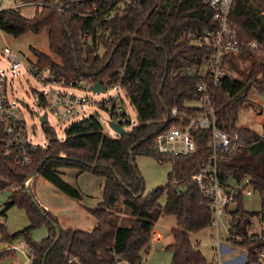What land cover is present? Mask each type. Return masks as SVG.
Instances as JSON below:
<instances>
[{
    "label": "trees",
    "instance_id": "obj_1",
    "mask_svg": "<svg viewBox=\"0 0 264 264\" xmlns=\"http://www.w3.org/2000/svg\"><path fill=\"white\" fill-rule=\"evenodd\" d=\"M41 1L43 9L32 20L25 19L18 8L0 10V30L20 38L47 29L50 55L35 53L38 64L51 67L68 82L83 77L92 86L97 82L106 87L119 86L135 108L139 124L123 137L112 139L105 135L98 116L93 115L68 128L64 141L54 128L44 125L49 145L31 151L33 164L27 167L15 164V154H6L5 136L0 133V193L12 184L19 186L11 193V202L0 211V219L18 206L25 210L30 221L29 228L11 237L5 235L0 242L23 238L33 252L31 264L43 263L57 234L44 218L46 215L52 219L51 216L29 196L31 190L25 186V180L39 169L38 175L59 192L82 202V193L66 182L60 172L72 169L105 179L102 203L86 208L98 220V226L91 233L59 227L61 238L46 264H65V251L78 256L84 264H109L113 249L131 264H140L155 222L171 215L177 217L178 226L172 231L174 242L168 247L174 254L172 264H208L193 247L190 236L210 227L212 212L209 199L191 176L212 162L211 133L194 128L192 135L197 148L187 157L161 158L155 139L179 124L168 118L172 109L190 116L205 112L191 105L202 96L198 87L206 77L200 76L199 68L207 49L191 44L188 36L210 27L211 12L192 0H133L131 4L123 0H61L62 11L46 0ZM232 22L239 29L240 41L255 43L257 48L242 49L238 57L230 60V67L242 80L230 77L217 88L208 86L217 127L231 137L230 146L217 152L219 178L225 186L230 181L239 183L249 178L261 199L260 212L249 213L243 208V195L239 194L234 209L229 211L228 242L234 249H244L248 262L254 263L259 253L264 252V229L261 234L251 233L254 219L264 228V138L238 128L237 124L244 95L253 87L264 91V4L240 2L232 12ZM102 50L104 55L100 53ZM53 57L60 63L53 61ZM242 58L250 62L247 71H242L238 64ZM105 76L107 82L103 80ZM138 155L155 156L160 162L172 164L168 184L147 196L135 165ZM185 187L186 190H180ZM164 194L166 204L161 207L159 201ZM119 205L130 211L132 226L115 224L114 211ZM42 225H47L49 236L35 243L31 232ZM0 228L5 233L1 223Z\"/></svg>",
    "mask_w": 264,
    "mask_h": 264
},
{
    "label": "built area",
    "instance_id": "obj_2",
    "mask_svg": "<svg viewBox=\"0 0 264 264\" xmlns=\"http://www.w3.org/2000/svg\"><path fill=\"white\" fill-rule=\"evenodd\" d=\"M8 1L0 0V9ZM242 1L264 4V0H202V4L211 12V25L200 34H190L188 38L194 46L207 49L203 63L199 68L202 71L200 76L206 77L205 81L198 87V91L202 93V96L199 101L194 103L195 106L194 104L191 105L205 110V112L197 116H190L182 113L177 108L172 109L168 118L178 121L179 124L173 125L155 139L156 151L161 158L187 157L193 154L197 148L192 130L194 128L205 129L211 133L209 141L214 150L212 162L202 167L197 173L192 174L191 180L199 187L201 193L209 199L212 212L209 228L216 229V236L212 238L213 245L216 247V264H239L238 261L243 256H245V259L242 264H264V252L259 253L254 263L248 262L249 256L246 252L233 261L223 262V255L230 250L224 244V239L221 236L222 220L228 218L230 225L229 211L235 206L237 196L239 194L243 197L252 196L253 186L249 178L239 183L230 181L226 186L222 184L219 178L217 152L226 150L230 146L231 137L227 132L217 127L215 105L208 86L212 85L217 88L221 86L225 79L236 78L237 73L230 67V60L238 57L242 49L256 46L255 43L250 44L240 41L239 29L232 22V12ZM125 2L131 4L133 0H123V3ZM0 55L9 61L10 66L8 70L0 73V133L5 136L3 145L6 154L16 155L15 164L17 166L27 167L33 164L31 151L38 147L46 149L49 145L48 139L47 145L43 147L32 143L28 137V125L22 113V109L28 108V105L23 101L15 100L14 79L19 78L21 74L29 75L40 87V90H34L32 99L37 107V112L34 114L40 119L42 128L45 125L42 122L45 114L48 117L46 125L50 126L49 117L51 115L59 122L80 117L84 120L92 116H88L85 110L86 107L95 104V107L99 109L105 108L104 101L93 102L90 98L77 93L87 85L83 77L68 82L66 79L59 77L51 67L40 66L36 60L33 63L25 60L20 54L8 47L0 49ZM9 76L15 78L10 79ZM106 88L108 89V87ZM107 102L110 105V109L107 110L110 116V127L113 123L126 130L132 123V117L121 93L110 97ZM115 133L120 138L119 134ZM0 223L2 225L4 220L0 219ZM0 234H2V228H0ZM229 236L228 230L227 238ZM3 245L6 250H10L15 254L18 262L19 259L14 250L22 251L28 258V263L31 264L33 252L28 245L23 242H20L21 246L17 247L12 246L10 242ZM1 251L3 250L0 249ZM64 256L65 264H84L78 256L68 251L64 252ZM111 256L112 262L109 264H131L114 249Z\"/></svg>",
    "mask_w": 264,
    "mask_h": 264
},
{
    "label": "rangeland",
    "instance_id": "obj_3",
    "mask_svg": "<svg viewBox=\"0 0 264 264\" xmlns=\"http://www.w3.org/2000/svg\"><path fill=\"white\" fill-rule=\"evenodd\" d=\"M192 1L195 4L202 3V0ZM46 2L50 6L62 11L63 5H61V0H46ZM41 3H43L41 0H9L8 3H5L0 10L18 8L20 9L21 15L25 19L32 20L37 16V14H39V12L42 11L43 6L41 5ZM121 6H123V4L119 7ZM85 16L86 15H82V17ZM5 47L10 48L12 51L20 54L25 60H28L32 63L35 62V60H39L35 56V53L47 56L50 55L47 29L43 30L38 35L27 33L20 38H14L0 30V49H4ZM256 48L257 46L252 47V49ZM100 53L104 55L103 50ZM53 61H55L56 63H60V60L57 57H53ZM238 64L242 71H247L250 66V62L243 58L239 59ZM9 68V61L3 58L2 55H0V73L5 72ZM200 75H202L201 70ZM9 78L12 79L15 77L9 76ZM236 78L241 80L243 79L238 73ZM103 80L107 82L108 78L105 76ZM85 81L87 82V85L82 88V91L77 93L79 95L90 98L93 102L104 101L105 108L103 109H99L95 107V104H92L86 107L85 110L88 116H93V114H97L99 116L100 123L105 135L112 139L118 138V135L112 130L109 125L110 116L109 112L107 111L110 109V105L107 102L108 99L116 95L117 93H121V96L125 101L128 107V111L132 117V123L129 127L126 128V131L131 130L133 127L139 124L135 108L131 105L126 92L119 86L108 87L107 92L104 94H94L92 91V86L90 85L91 81L86 79ZM14 88L15 100L23 101L26 105H28V108L22 109V113L28 125L27 130L30 141L32 143L45 147L47 145V138L41 126L40 119L37 118L34 114L35 112H37V107L32 99L34 90H40L39 85L29 75L21 74L19 78L14 79ZM244 97L245 102L244 104H242L240 110L239 122L237 124V127L241 129H248L250 131L256 132L261 136H264V91H260L256 87H253L250 91H248L247 94L244 95ZM257 109L263 110V115H257ZM81 120L82 118L80 117L70 119L68 121L59 122L51 115L49 117V125L56 130L59 139L64 141L66 138V130L70 128L74 123ZM135 165L141 177L143 178L146 196L158 188L165 187L168 184L169 175L173 170L172 164L170 162H160L155 156L138 155L135 159ZM74 171L72 169L67 170L68 175L66 177L69 178V180L75 182L76 180L73 176L75 173ZM83 175H85V177L78 181V184H80L83 189V194L92 197L98 196L100 192V186L97 179L99 178L89 173H84ZM18 188L19 186H17L16 184H12L6 191L0 193V211L3 210L5 205L9 202L11 193H13ZM28 189L31 190V186L30 188L28 187ZM252 191V196H245L243 198V208L249 213H258L261 210V199L260 196L254 192V190ZM89 199L90 198H88V200ZM100 204H98L96 207H98ZM159 204L161 207H164V205L166 204V194H164L160 198ZM234 207H232L231 210H233ZM114 220L115 224L118 227H130L132 226L133 221L130 215V211L121 205H119L114 211ZM3 224L5 233L0 234V241L4 240L5 235L11 237L30 227V221L25 210L21 209L18 206H14L7 211V216L4 219ZM177 227L176 216L171 215L160 217L154 224L149 247L141 254L140 264H172L174 254L168 249V247L174 242L172 231L174 229H177ZM228 230V218H224L221 225V236L224 239V244L230 251L223 255V262L233 261L234 259L240 257L242 254H245L244 249H241L240 252L238 249H234L227 241ZM215 231V228H207L201 232L193 233L190 236L193 247L197 248L202 253L206 261L211 264L214 263V254L210 249V245L213 240L212 238L216 236ZM261 231L262 226L259 224L257 219H254L251 233L260 234ZM48 236L49 230L47 225L37 227L31 232V239L35 243H41L42 241L47 239ZM20 242H23L25 245H27L23 238H21L20 240H14L10 243L12 244V246L17 247L21 246ZM6 243L8 244V241H6ZM3 244V241L0 242V246ZM2 250L3 251L0 252V264H19L18 260L15 257V254L12 251L6 249Z\"/></svg>",
    "mask_w": 264,
    "mask_h": 264
},
{
    "label": "crops",
    "instance_id": "obj_4",
    "mask_svg": "<svg viewBox=\"0 0 264 264\" xmlns=\"http://www.w3.org/2000/svg\"><path fill=\"white\" fill-rule=\"evenodd\" d=\"M257 110H258L257 115H263V110L261 109H257ZM60 172H62V177L66 182L76 187L83 194V189L80 186V184H78V181L82 179L83 177H85V175L75 170L74 171L75 173L73 176L76 181L74 182V181L69 180V178L66 177L68 175L67 170H60ZM97 180L100 186L99 195L96 197H92V196L83 194L82 202H77L63 195L52 184H50L47 180L40 177L39 175H36L35 177H33L28 182L27 187L30 188L31 186V192L33 193L39 205L46 212H48V214L51 216L52 219L58 222V225L61 229L63 230L76 229V230L91 233L95 228H97L98 220L94 216H92L87 211L86 208H95L98 204L102 202L104 186H105L104 178H99ZM88 198L90 199L88 200ZM9 202L11 201L9 200ZM227 241H228V238H227ZM210 249L214 254V258H213L214 263L212 264H216V260H217L216 255H215L216 247L213 245V241L210 245ZM238 250L241 252V249H238ZM207 263L211 264L209 262Z\"/></svg>",
    "mask_w": 264,
    "mask_h": 264
},
{
    "label": "water",
    "instance_id": "obj_5",
    "mask_svg": "<svg viewBox=\"0 0 264 264\" xmlns=\"http://www.w3.org/2000/svg\"><path fill=\"white\" fill-rule=\"evenodd\" d=\"M141 2H144V0H141ZM111 60V58L109 59V61ZM92 91L94 94H97V93H106L107 92V88L105 85H103L102 83L100 82H97V83H94V85L92 86ZM168 117H169V114H168ZM42 122L43 124H47L48 123V117L47 115L45 114L42 118ZM111 127L113 128V130L115 132H117L119 134L120 137H123L125 134H126V130L123 129L122 127L118 126V125H115L113 123H111ZM44 162L41 163L40 167L43 166ZM96 167V166H94ZM133 167H135V165L133 164ZM136 171V170H135ZM38 172H39V169H36L34 170L25 180V186L27 187V184L28 182L33 178L35 177L36 175H38ZM114 174L116 176V178L118 180H120L118 174L116 171H114ZM28 188V187H27ZM187 188H180V190H186ZM29 193V196L33 199V202L35 203V205L40 209V205L39 203L37 202V200L35 199L33 193L31 191H28ZM44 218L47 219L48 223H50L52 225V227L54 228L56 234H57V239L55 240V242L50 246V248L48 249V251L46 252V254L44 255L43 257V263L42 264H46L47 262V258H48V255L50 254L51 250L55 247V245L58 243V241L60 240L61 238V230L59 228V226L52 220V219H49L46 215H44ZM0 249H5V246L4 245H1L0 246ZM14 252L16 253L18 259H19V263L20 264H29L28 263V258L26 257V255L20 251V250H17L15 249ZM244 259H245V256H243L239 261L238 263L239 264H242L244 262Z\"/></svg>",
    "mask_w": 264,
    "mask_h": 264
}]
</instances>
